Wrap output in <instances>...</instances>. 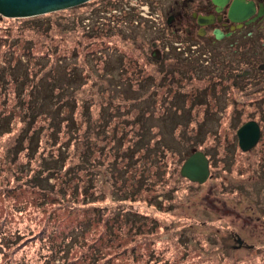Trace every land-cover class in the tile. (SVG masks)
<instances>
[{"label": "rangeland", "instance_id": "obj_1", "mask_svg": "<svg viewBox=\"0 0 264 264\" xmlns=\"http://www.w3.org/2000/svg\"><path fill=\"white\" fill-rule=\"evenodd\" d=\"M145 2L91 0L83 7L36 17L0 16V121L2 125V120L9 122L8 133L0 135V237L10 238L15 232L20 236L12 248L0 241V264H88L90 259L93 264H264V123L257 121L264 113V103L255 108L254 93L245 95L252 101L245 103L257 112L244 110L237 118V105L232 114L227 103L224 113L214 116L220 124L202 125L207 136L193 142L207 153L210 172L202 184L180 174L191 150L177 158V151L186 150L188 143V139L179 141L181 134L188 137L191 128L199 129L202 112L191 128L184 131L180 126L171 134L168 131L175 126L176 115L168 112L167 126L163 130L160 125L159 131L170 143L164 157L135 146L137 152L129 160L113 159L118 151L111 129L116 127L115 132L122 133L121 144L128 145L131 133L122 122L132 118V106L123 103L136 93L132 90L129 97L120 96V72L98 69L100 62L118 55L127 57L130 52L132 57L130 32L128 39L123 35L129 28L127 13L136 18V27L145 20L151 35L161 37L158 22L162 13ZM77 17L80 26L93 28L91 39L76 25ZM106 24L113 30L101 33ZM68 67H75L74 75L66 73ZM55 86L67 88L62 97ZM113 93L117 98L109 102L110 108L118 102L117 107L124 108L110 110L103 122L107 127L102 129L104 162L98 166L91 158L92 163L85 164L80 157L81 142L88 135L83 130L89 122L59 126L52 115L59 122L65 114L77 122L94 118L95 130ZM144 97L141 107L149 104ZM71 107H75L73 113ZM155 110L156 106L148 111V118L161 123ZM247 121L258 124L257 143L243 152L236 135L234 148H228L234 135L231 124ZM218 132L225 138L215 136ZM169 138L178 141L177 150L171 151ZM118 194L128 199L118 201ZM126 211L142 219L132 216V225L116 223L113 238L106 240L105 225L114 214L116 221L124 220ZM73 237L77 240L72 242ZM95 243L99 251H93Z\"/></svg>", "mask_w": 264, "mask_h": 264}, {"label": "trees", "instance_id": "obj_2", "mask_svg": "<svg viewBox=\"0 0 264 264\" xmlns=\"http://www.w3.org/2000/svg\"><path fill=\"white\" fill-rule=\"evenodd\" d=\"M85 6V4H82L81 7ZM81 9V8H80ZM133 19H136L131 13L129 16V13H127V23L126 28L127 31L125 34L126 36L130 32L131 36V47H132V57L131 53L129 52V56H120L118 55L116 59L114 60H106L105 62H100L99 69L100 71H109L114 72L119 76H122V78H118V80H122V86L121 84H118L121 88V94L122 97H129L126 96L130 94V91L133 90V92L136 93V96L131 99L130 101H124L123 104L131 105L130 114L132 118L129 119L127 117V121H123L122 124H125L128 126V129L131 133V138L129 137L128 145L124 146L121 143L120 135L119 133L115 132L116 127L112 128V132L115 133L113 137L112 144L118 151L116 155L113 156L114 161L116 159L118 160H129L130 156H133L135 152H137V149L135 146H137L138 149L140 147L143 149L145 148V151H150L156 154V156H160V158L165 156L166 152L169 150L167 145L168 143L166 139H163L161 136H159L160 131V125L163 127V130L167 126L166 117L168 118V112L175 113L176 119L173 122L175 124L174 127L171 128L170 131H168L169 134L171 132L175 131L177 127L181 130H186L188 127H190L191 123H195L196 117L199 115L200 112H202V120L198 124V128L196 131H193V129H190L188 137L181 134V139L179 141H183L188 139V143L184 145L186 147V150H183V152L177 151V158H179V154L182 156L184 154H189V151L192 149H196L200 151L201 149L194 145L193 142H196L200 139H203L207 136V132L203 129L204 122H214V123H221L220 118L214 119V116L221 115L224 113L226 106L225 104L229 103L231 105V113L233 114V107L234 105H237V110L235 115L237 118L240 117V112L247 111L248 113L251 112H257L258 110L254 108H248L249 104L245 102H252L251 100H247L245 97L246 94L249 92L254 93L253 97L256 98L255 102L257 103V109L261 108V105L259 103H264V70H255L256 66L258 64L264 65V48L260 46L264 39H260L259 41L255 42L254 39H248L249 42H251V45L258 46L256 50H259L257 54L252 55V52H250V55H244L241 59H236V57L230 52L229 57L225 58V61H219L214 66H203L198 58H192L187 59L183 58L179 54H165L162 50V42L161 37L159 36H152L151 32L148 31L147 24L145 23V20H140L137 27L133 24ZM78 17L76 18V25L79 26V28L85 32L86 35L89 36V38H92V30L93 28H90L91 30L87 29V27L80 26ZM140 22H143L145 25L140 24ZM108 26V24H106ZM113 26H108L105 29L100 28L101 33H106L108 31L113 30ZM117 28V27H116ZM125 28V27H122ZM129 29V30H128ZM118 30V29H117ZM122 35V36H123ZM120 36V35H119ZM122 36H120L122 38ZM158 37V38H157ZM129 36H127V39ZM158 39V40H155ZM156 41L159 46V53L162 52V59L156 60L154 59L152 55V48H151V42ZM90 55V54H89ZM92 57V56H91ZM94 57V56H93ZM87 66V64H85ZM119 65V66H118ZM87 74H91L90 67L87 66ZM69 68V67H68ZM10 69V68H9ZM51 69V68H50ZM55 69V68H54ZM68 72L71 75H74L75 67L69 68ZM116 69V70H115ZM242 69H246L250 71V74L238 77L236 74L241 73ZM50 71V70H48ZM44 71V72H48ZM72 72V73H71ZM103 72V73H104ZM52 84V83H51ZM67 86V84H66ZM65 86V87H66ZM132 87V89H131ZM57 90V95L62 97L64 91L67 90V88L59 89L55 86ZM119 88V89H120ZM123 89V90H122ZM236 92V94H235ZM116 93H113L110 95V99L108 101V105L104 104L103 110H106L103 115L100 116L98 124L96 126V129L94 130L92 128V122L94 118H86V120H82L77 122L76 118L73 119L72 117H69V115L65 114L63 119L59 122V117H55L52 115L53 120L59 125L63 126V123L65 122V126H74L76 123H83L86 124L89 122L88 127L83 130V133H86L88 130V135L84 136L85 138L82 139L81 145H82V154L81 158L82 161L86 164L90 162L91 158L92 162H94L96 165L99 166V164H103L102 158L106 156L104 151L102 150V144L105 145V138L103 139L104 135L102 134V129L107 128L105 124H103L104 121L107 120V118L110 117V110L116 111L119 108H124L120 106L117 107V104H120L118 102L117 104H112L113 108H110L109 102L113 103L114 99L117 98V96H114ZM145 96L148 100V103H144V105L141 107V100L142 96ZM235 95L239 97L237 100L235 99ZM139 104V105H138ZM238 104H241L240 107H238ZM67 106V105H66ZM156 106V114H158V118L161 123H152V119L148 118L150 114H148V111L152 110L153 107ZM70 107V106H69ZM88 107V106H87ZM254 107V106H253ZM75 107H71V113L74 112ZM109 109V110H108ZM202 110V111H200ZM239 110V111H238ZM109 111V113H108ZM154 114V115H156ZM182 115L181 118L178 116ZM238 115V116H237ZM33 117V116H32ZM154 117V116H153ZM152 117V118H153ZM254 117V115H253ZM250 117V118H253ZM147 118V120H146ZM264 113L263 115L260 114L258 116L257 121L264 123ZM5 125H2V122L0 121V135L8 133V125L9 122L6 120ZM203 122V123H202ZM238 124V125H237ZM233 123L231 124L230 129L235 131L236 128L241 125V123ZM52 125H54V130H58L55 127V123L53 122ZM263 130L261 129V137L264 134V126H262ZM74 128V127H73ZM232 131L234 135L231 136L230 143L227 145L228 148L232 147L234 148V141L236 139V134ZM99 134V135H98ZM129 135V133H128ZM187 135V134H186ZM219 137V139H224L225 135L221 132L216 133L215 136ZM222 138H221V137ZM235 136V139H233ZM93 137L95 140L93 141ZM125 137V135H124ZM169 137H172L169 135ZM33 138V133L30 135V139ZM98 138L100 141H97ZM29 139V141H30ZM170 139V138H169ZM89 140V141H88ZM166 140V141H164ZM171 140V139H170ZM190 140H193L190 142ZM178 141L171 140L172 146L171 151L177 150L178 147ZM193 143V144H192ZM30 142L27 145V149L30 146ZM190 146V147H189ZM189 147V148H188ZM198 148V149H197ZM200 149V150H199ZM114 150V149H113ZM156 151V152H155ZM207 156L205 150H201ZM176 154V153H175ZM112 159V160H113ZM133 157L131 158V160ZM90 162V164L92 163ZM162 164V163H161ZM125 166V165H124ZM160 169V167H159ZM78 177V176H77ZM88 189L87 187L84 190V193L87 195ZM118 197L121 199H118V201H123L124 199H128L127 197H123L120 194H118ZM92 201L95 199L93 197L90 198ZM130 201L132 199H129ZM84 201H86L84 199ZM132 216H137L142 219L141 216H139L137 213L133 214L126 211V218L122 221H116L115 214L110 218V224L105 225L104 233L106 234V240H109L110 238H113L114 236V225H124V223H130V225L133 224ZM126 221V222H125ZM131 229V228H130ZM111 234V236H110ZM19 233L15 232L12 237L9 238V235H1L0 241L1 244H3L5 247H11L10 245L16 244L20 239ZM76 237H73V241H76ZM71 242V240L69 241ZM71 242V243H72ZM101 242V240H100ZM9 244V245H8ZM93 251H99L100 245L93 244ZM1 250V249H0ZM92 251V252H93ZM1 252V251H0ZM37 261V260H36ZM40 262V261H39ZM73 262V261H72ZM95 261L93 259H90V262L88 264H93ZM26 264V263H24ZM33 264V263H28ZM37 264V263H36ZM41 264H48L43 262Z\"/></svg>", "mask_w": 264, "mask_h": 264}, {"label": "flooded vegetation", "instance_id": "obj_3", "mask_svg": "<svg viewBox=\"0 0 264 264\" xmlns=\"http://www.w3.org/2000/svg\"><path fill=\"white\" fill-rule=\"evenodd\" d=\"M218 1L215 4L213 0H147V7L162 13L158 22L162 25V51L187 59L198 58L205 67L225 61L230 52L236 59L250 52L257 54L258 46L251 45L248 39H264V0ZM150 46L159 59L151 56L161 60L157 42L152 41ZM260 46L264 48V42ZM261 69L264 65L258 64L255 70ZM248 74L250 71L242 69L236 76Z\"/></svg>", "mask_w": 264, "mask_h": 264}, {"label": "water", "instance_id": "obj_4", "mask_svg": "<svg viewBox=\"0 0 264 264\" xmlns=\"http://www.w3.org/2000/svg\"><path fill=\"white\" fill-rule=\"evenodd\" d=\"M91 0H0V16L6 18H26L46 15L70 7L81 6ZM216 4L219 1L213 0ZM239 148L246 152L259 139L260 132L257 122L247 121L235 131ZM208 158L203 151L191 150L180 166V174L187 180L202 184L209 177ZM241 243L240 238L237 239Z\"/></svg>", "mask_w": 264, "mask_h": 264}]
</instances>
